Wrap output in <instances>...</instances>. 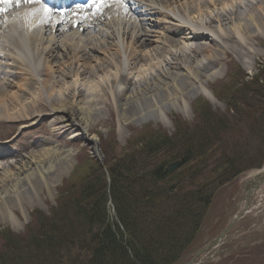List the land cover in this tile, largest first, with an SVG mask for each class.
<instances>
[{"label": "bare ground", "instance_id": "bare-ground-1", "mask_svg": "<svg viewBox=\"0 0 264 264\" xmlns=\"http://www.w3.org/2000/svg\"><path fill=\"white\" fill-rule=\"evenodd\" d=\"M141 1L147 6H158L155 15L162 27L160 32L146 30V23L141 20H125L119 7L109 8L89 23L79 21L74 30L71 22L38 27L37 21L29 18L34 15L29 13L14 14V23L10 24L0 20V71L8 67L15 74V79H11L12 72L0 73V123H24L36 113L50 109L63 112L70 122L80 125L85 118H98V111L114 108L122 119L137 125L153 120L165 126L171 110L185 111L186 91L191 97L202 96L212 106L217 105L201 80L212 81L223 75L219 63L228 52L237 57L249 53L246 41L264 33V0ZM124 20L119 31L110 29L120 27ZM101 26L104 31L93 32ZM58 37L60 45L85 57L91 52L104 58L96 59L98 62L84 76L76 73L78 78L83 76L79 86L65 82L77 75L47 49L49 42L58 43ZM114 39H118L114 45L101 42ZM118 47L124 50V57ZM19 48L24 53L33 51L36 61L42 58L40 75L32 71L26 57L16 54ZM114 56L119 58L118 66ZM49 60L53 61L46 62ZM51 63L55 64L53 68ZM123 63H128L126 72ZM243 65L250 69L249 64ZM120 85L124 87L119 88ZM90 141L94 143L95 139L90 137ZM72 154L50 146L4 163L8 154L0 146V221H14V209L23 211L21 205L30 201L31 193L36 195L43 187L49 192L55 187L69 172ZM13 223L17 225L16 221Z\"/></svg>", "mask_w": 264, "mask_h": 264}, {"label": "trees", "instance_id": "trees-1", "mask_svg": "<svg viewBox=\"0 0 264 264\" xmlns=\"http://www.w3.org/2000/svg\"><path fill=\"white\" fill-rule=\"evenodd\" d=\"M261 79L235 90L242 103L221 97L233 111L232 122L205 105L198 112L196 129L180 126L172 137L158 133L136 151L105 161L109 183L100 169L89 168L83 182L61 197L51 216L37 214L23 235L1 233L0 264L176 263L183 253L180 249L194 235L191 226L201 222L202 207L214 191L264 161V138L256 133L257 126L264 134ZM247 88L254 93L247 95ZM208 118L211 125L205 124ZM217 131L234 140L223 141L226 145L215 141ZM251 142L250 153L259 156L258 162L236 172L249 158L239 151L245 149L240 145ZM176 160L182 161L181 169L167 176L166 165Z\"/></svg>", "mask_w": 264, "mask_h": 264}, {"label": "rangeland", "instance_id": "rangeland-1", "mask_svg": "<svg viewBox=\"0 0 264 264\" xmlns=\"http://www.w3.org/2000/svg\"><path fill=\"white\" fill-rule=\"evenodd\" d=\"M249 44L248 51L249 53L246 54L244 57H237L235 53L228 52L226 54V58L219 64H222V68L224 70L223 75L220 77H217L216 79L212 81H206V79L201 80L202 85H206L210 93L212 94L211 90L214 89V86L218 85L219 83L222 85V89L218 92L220 93V96L230 97L232 100L236 99L238 100V95L235 94V90L240 89V85L243 82L241 80L242 76L245 75H252L256 74L258 72L257 68L260 63H263L264 61V33L254 36L251 40L246 41ZM243 64H249V67L243 65ZM264 64V63H263ZM243 65V66H242ZM235 66V67H234ZM238 68H241L242 71L235 72ZM249 69V70H248ZM237 73V74H236ZM264 70H260L258 73V76H263ZM232 75H235V77H232ZM68 82V81H67ZM247 82V81H245ZM239 84V85H238ZM232 85H238L237 88H233ZM264 85V84H263ZM202 98L205 101L209 103L207 99H205L202 96H195L191 97V94H188V91H186L183 95V100L186 103V109L184 112H180L178 110H171L168 113V118L165 119V126H163L158 121H149L147 123H144L146 125H151V130L155 129H163L166 131V133L172 134L174 131L173 125L178 124V122L183 121L185 127L191 126V129H196V125H198V122L194 121V113L191 110V104L195 101V99ZM197 99V100H198ZM214 100L220 104L211 106V109L214 111H218L220 113H225L226 108L224 104L216 100ZM240 102V100H238ZM199 102L195 101L194 103ZM187 103H189L187 105ZM201 103V102H200ZM181 106V103H180ZM238 108L240 111L242 110L241 105H238ZM165 112V111H164ZM45 113H51L50 111H47ZM99 115L98 118L96 117H88L85 118L83 121L80 122L82 127L86 128V132L89 137L94 138L96 141L99 140V138L107 139V133L109 130L115 133V139L118 143V149H121L125 146L126 143L132 144L135 142V138L139 135V130L141 129V126L144 125H137L134 122H131L130 120L122 119L119 114L115 111L114 108L109 109L108 111L100 110L98 111ZM229 113V112H227ZM44 114V113H43ZM68 117L64 113H58L55 115V120L52 119V121H43L42 119L37 120L34 119L35 122L38 123L37 126L29 129L20 130L17 126H11L6 127L11 131L9 136H11L14 133H18L17 137H13L9 140V144H7L6 148L12 152L17 153L20 155L28 153L31 149H35V147L32 146V142L35 139L39 140V146L45 147V144L50 141H55V145H58L59 149H70L72 153L74 154L73 160L71 161V166L75 165L79 168V170L86 169L84 168V163L88 161V159L84 162V153L83 151H88L89 148L85 147L82 138L83 137H77L76 135H79V131L73 126V124H68ZM226 120H229L232 122L233 118L225 117ZM55 121L57 124L53 126V122ZM206 125H211L212 121L208 118L205 122ZM258 122L253 124L252 126H256ZM52 128L55 132L51 133L49 131V127ZM17 127V128H16ZM207 127V126H206ZM258 128V129H257ZM202 129H204V126H202ZM35 132V133H34ZM197 132V131H196ZM184 133V132H183ZM214 131L211 135H213ZM252 133V131H251ZM256 133L261 138H264V134L261 132L260 128L256 126ZM255 133V134H256ZM217 140L215 141H227V140H234L233 137L228 136L227 133H221L217 131L215 133ZM74 137L73 139H71ZM254 141H257L255 139ZM253 141V142H254ZM253 142L249 144H241L240 146L245 147L239 148L240 152L244 150L242 153H246L249 158H247L248 163L239 166L236 169V172L239 170L248 167L250 165H255L256 162H258L259 156L251 155L250 150L253 148ZM226 145L225 143H223ZM117 145V144H116ZM85 147L86 149L82 148ZM235 146V145H234ZM83 149V150H80ZM112 150H115L114 146H111ZM236 150V146L234 147ZM250 149V150H249ZM229 150H226L224 152L225 156L229 155ZM251 159V160H249ZM83 167V168H82ZM81 174V173H80ZM250 173H246L239 177L236 181L231 183V179L229 182L222 184L220 188H222L220 191H217L215 194V197L209 199L208 205L210 206L209 209H205V213H202V216L205 218L201 223H198L197 226H191L192 232L194 235L192 236L190 243L185 247V249H180L182 251L181 258L184 257H190L193 252H191V249H195V246H199L201 241L205 240H214L215 236L219 234V230L221 227L225 226L227 221L223 219V215L225 213L226 204L228 203V199L231 198L232 192L235 193L236 189H238L242 183L249 177ZM202 174H200V179H202ZM68 176V175H67ZM67 176H64L62 178L65 179ZM83 176V173L82 175ZM61 180V181H62ZM56 184V189H50L48 192L47 190L41 188V190L34 195V193H31L30 195V201L22 203L23 211L19 209H14L13 211V220L17 222V225H14V221L12 222H3L0 221V230L1 229H10L11 232L16 234H21L23 232V229L25 225L29 221V215L30 212L33 210H36L43 214H48L49 210L53 207H55V198L57 195V188L60 186V183ZM231 183V184H230ZM50 193V194H49ZM194 195V194H192ZM206 206H203L202 209L206 208ZM208 208V207H207ZM264 214V213H263ZM226 221V222H225ZM237 229L234 230V227L232 228L233 231H231L230 239L236 240L235 237H237L239 234L242 235V238H249V237H255V236H263L259 239H249L246 240V242L242 239L240 243H236L235 241L231 242L230 245L227 247V249H220L219 252L225 250L224 252L219 253L217 256L214 255L211 259V264H264V215H261V218H254L250 217L245 218L243 222L239 225ZM239 230V231H238ZM214 231V232H213ZM238 231V232H237ZM212 234V235H211ZM240 241V240H239ZM178 246V244H175L174 247ZM189 248V249H188ZM198 249H195L194 251H198ZM169 256L172 254H168ZM227 256V257H226ZM225 258V259H224ZM172 259V258H170ZM200 260V259H198Z\"/></svg>", "mask_w": 264, "mask_h": 264}, {"label": "snow or ice", "instance_id": "snow-or-ice-1", "mask_svg": "<svg viewBox=\"0 0 264 264\" xmlns=\"http://www.w3.org/2000/svg\"><path fill=\"white\" fill-rule=\"evenodd\" d=\"M34 2H38V0H15V6L16 7H19L21 6L22 4H31V3H34ZM101 3L104 2V0H100ZM117 2H119V0H117ZM13 3V0H0V4H11ZM96 3V0H93V4ZM78 7H91V5H81V6H78ZM6 9H0V11H4Z\"/></svg>", "mask_w": 264, "mask_h": 264}, {"label": "water", "instance_id": "water-1", "mask_svg": "<svg viewBox=\"0 0 264 264\" xmlns=\"http://www.w3.org/2000/svg\"><path fill=\"white\" fill-rule=\"evenodd\" d=\"M175 166H177V165H172V166L170 167V170H172Z\"/></svg>", "mask_w": 264, "mask_h": 264}]
</instances>
